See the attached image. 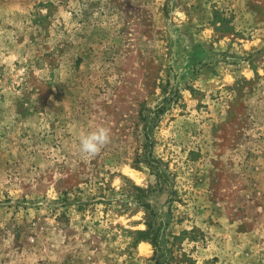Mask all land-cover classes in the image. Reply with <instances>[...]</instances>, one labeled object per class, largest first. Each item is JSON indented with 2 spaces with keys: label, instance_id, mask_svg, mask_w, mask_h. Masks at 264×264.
<instances>
[{
  "label": "rangeland",
  "instance_id": "rangeland-1",
  "mask_svg": "<svg viewBox=\"0 0 264 264\" xmlns=\"http://www.w3.org/2000/svg\"><path fill=\"white\" fill-rule=\"evenodd\" d=\"M0 264H264V0H0Z\"/></svg>",
  "mask_w": 264,
  "mask_h": 264
},
{
  "label": "clouds",
  "instance_id": "clouds-1",
  "mask_svg": "<svg viewBox=\"0 0 264 264\" xmlns=\"http://www.w3.org/2000/svg\"><path fill=\"white\" fill-rule=\"evenodd\" d=\"M111 143V129L106 126H98L95 129L83 133L79 138L80 152L86 158H94Z\"/></svg>",
  "mask_w": 264,
  "mask_h": 264
}]
</instances>
